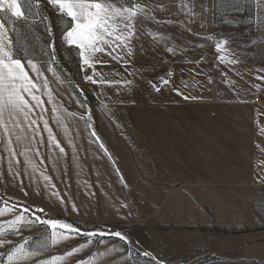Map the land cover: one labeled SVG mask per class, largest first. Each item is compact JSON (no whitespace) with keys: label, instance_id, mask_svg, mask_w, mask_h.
<instances>
[{"label":"rangeland","instance_id":"rangeland-1","mask_svg":"<svg viewBox=\"0 0 264 264\" xmlns=\"http://www.w3.org/2000/svg\"><path fill=\"white\" fill-rule=\"evenodd\" d=\"M20 3L24 17L0 20L42 103L26 96L28 117L0 125V264L19 245L35 254L14 264H264V0H134L198 37L170 91L156 70L149 91L116 69L96 77L57 7ZM36 217L79 232L52 245Z\"/></svg>","mask_w":264,"mask_h":264},{"label":"snow or ice","instance_id":"snow-or-ice-1","mask_svg":"<svg viewBox=\"0 0 264 264\" xmlns=\"http://www.w3.org/2000/svg\"><path fill=\"white\" fill-rule=\"evenodd\" d=\"M125 2L132 6L117 7L109 0H49L50 4L56 6L59 12L68 18L66 21L67 28L63 34L64 40L69 46H75L78 49L82 64L91 67H94L96 53L107 51L111 55L112 51L121 46L127 48L129 54L132 52L129 44L131 39L136 36V19L138 15L144 16L145 10L141 5L135 4L134 0H125ZM4 11L15 18L24 17L20 0H0V12ZM7 33L8 29L5 27L4 21L0 20V125L3 126L6 133L11 131L5 122L6 117L12 119L19 114H23L25 118L28 117L33 106L29 104L26 96L31 97L38 105L42 103L40 97L34 93L37 84L29 74V69L25 67L24 60L19 58L17 53H14L12 40ZM224 43L227 41L217 43V49H221ZM168 51H172V49H168ZM27 65L37 77L43 76V71L32 59L27 60ZM47 70L53 71L52 68ZM93 75H97V73L94 72ZM85 79L92 80V76H86ZM100 82L104 83L105 81L101 80ZM44 83L47 85L46 77H44ZM49 98L51 99V94ZM185 98L187 99V97ZM16 126L18 124L13 125V127ZM45 127H47V121H45ZM16 139L20 140L21 137L17 136ZM11 143V136H9V151L15 155L11 149ZM27 151L26 148L25 153ZM39 211L42 212L43 209H39ZM24 219L23 214H21L15 220L10 221L9 226L15 228ZM36 220L48 226L52 245L61 240H66L69 232H79V229L74 228L73 225L60 220L46 219L40 221L39 217H36ZM4 231L5 229L0 227V235H3ZM86 235L95 236L97 233H87ZM115 235L121 239H126L119 232ZM5 242L0 240V244ZM73 251H78V249H73ZM34 254L28 251L24 245H19L8 255V264L25 261ZM64 259L65 257L56 256L41 262V264H58Z\"/></svg>","mask_w":264,"mask_h":264},{"label":"crops","instance_id":"crops-1","mask_svg":"<svg viewBox=\"0 0 264 264\" xmlns=\"http://www.w3.org/2000/svg\"><path fill=\"white\" fill-rule=\"evenodd\" d=\"M109 2L116 4L117 7L132 6L119 0H109ZM136 29V36L131 39L129 44L132 49L130 54L127 48L123 46L116 48L111 52V55L107 51L96 53L94 72L97 75L95 76L102 77L107 68L110 69V74H112L113 69H116L117 79L121 80L120 77L125 75L128 85H132L127 87L128 90L149 91L151 73L156 70L160 74L157 80L160 86L165 81L167 82L171 75L175 77L177 84V75L181 69L182 44L193 43L194 49H189L187 53L196 55L198 37L177 21L153 18L146 12H144V16L138 15ZM168 49H172V51H168ZM223 75L225 74L223 73ZM110 89L119 90L121 88L115 86ZM258 94L260 100L257 105L262 102L261 93ZM261 116V114H257V119ZM257 170H263V168L257 165Z\"/></svg>","mask_w":264,"mask_h":264},{"label":"built area","instance_id":"built-area-1","mask_svg":"<svg viewBox=\"0 0 264 264\" xmlns=\"http://www.w3.org/2000/svg\"><path fill=\"white\" fill-rule=\"evenodd\" d=\"M52 5V4H51ZM54 8H56V6H54V5H52ZM224 77V75H222V78ZM175 85H176V79H175V77L174 76H169V78H168V80H167V82L165 83V85H164V88H165V90H167V91H170V90H172V89H174L175 88ZM259 100H260V95L259 94H257V97H256V99H255V102H259Z\"/></svg>","mask_w":264,"mask_h":264},{"label":"trees","instance_id":"trees-1","mask_svg":"<svg viewBox=\"0 0 264 264\" xmlns=\"http://www.w3.org/2000/svg\"><path fill=\"white\" fill-rule=\"evenodd\" d=\"M122 1V0H121Z\"/></svg>","mask_w":264,"mask_h":264}]
</instances>
